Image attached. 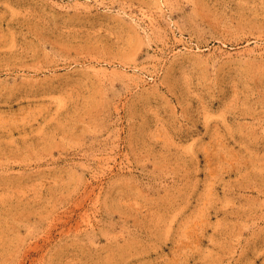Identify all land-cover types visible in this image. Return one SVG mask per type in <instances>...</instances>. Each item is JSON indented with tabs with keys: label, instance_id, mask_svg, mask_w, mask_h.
<instances>
[{
	"label": "rangeland",
	"instance_id": "1",
	"mask_svg": "<svg viewBox=\"0 0 264 264\" xmlns=\"http://www.w3.org/2000/svg\"><path fill=\"white\" fill-rule=\"evenodd\" d=\"M0 264H264V0H0Z\"/></svg>",
	"mask_w": 264,
	"mask_h": 264
}]
</instances>
